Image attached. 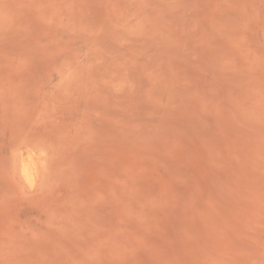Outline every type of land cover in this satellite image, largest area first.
<instances>
[{"label":"rangeland","instance_id":"obj_1","mask_svg":"<svg viewBox=\"0 0 264 264\" xmlns=\"http://www.w3.org/2000/svg\"><path fill=\"white\" fill-rule=\"evenodd\" d=\"M0 264H264V0H0Z\"/></svg>","mask_w":264,"mask_h":264}]
</instances>
